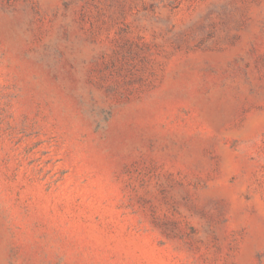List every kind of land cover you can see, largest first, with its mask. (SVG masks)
<instances>
[{
	"label": "rangeland",
	"instance_id": "1",
	"mask_svg": "<svg viewBox=\"0 0 264 264\" xmlns=\"http://www.w3.org/2000/svg\"><path fill=\"white\" fill-rule=\"evenodd\" d=\"M0 264H264V0H0Z\"/></svg>",
	"mask_w": 264,
	"mask_h": 264
}]
</instances>
